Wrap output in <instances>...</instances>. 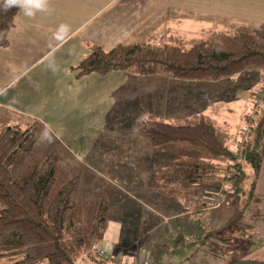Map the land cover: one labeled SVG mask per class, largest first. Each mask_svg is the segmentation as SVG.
<instances>
[{
	"label": "trees",
	"instance_id": "1",
	"mask_svg": "<svg viewBox=\"0 0 264 264\" xmlns=\"http://www.w3.org/2000/svg\"><path fill=\"white\" fill-rule=\"evenodd\" d=\"M18 12V8L0 10V48L8 46ZM73 69L77 77L119 71L205 83L244 71L264 75V32L240 26L190 44L182 39L143 40L118 43L108 51L92 45ZM179 121L170 123L146 113L135 120L134 130L153 149L176 154L148 174L149 191L161 199L181 200L186 208L195 200L198 205L192 208L197 213L204 207L199 198L204 186L228 181L226 196L235 203L244 193L247 178L240 160L255 173L263 164L259 146L264 114L248 121L251 130L240 145V157L229 147V132L211 116L191 113ZM42 126L33 122L26 128L0 127V259H10L9 264H75L79 258L95 264L113 262L99 253L109 225L106 194L100 191L91 203L84 202L80 198L81 177L66 168L59 150L51 149L35 163H26L36 130ZM223 166L226 175L220 173ZM175 238L185 243L183 234ZM212 244L216 249L223 246Z\"/></svg>",
	"mask_w": 264,
	"mask_h": 264
},
{
	"label": "crops",
	"instance_id": "2",
	"mask_svg": "<svg viewBox=\"0 0 264 264\" xmlns=\"http://www.w3.org/2000/svg\"><path fill=\"white\" fill-rule=\"evenodd\" d=\"M245 19L262 21L264 30V0H47L45 8L32 17L19 11L9 34L8 46L0 48V127L26 128L30 123L40 122L43 126L36 130L34 138V143L43 141L39 151L45 149L44 154L49 152L51 149L46 148L51 147L50 143L63 144L51 148L56 147L66 167L75 168L76 173L79 171L73 163L75 160L67 161L66 157H89L95 166L107 170L110 175L126 173L111 165L110 155L107 158L103 154L102 150L108 148L106 143L110 141L101 142L99 135H90V129L99 126L94 119L95 109L106 103L112 105L111 108L117 105L120 108L118 116L125 118L129 115L131 129L143 113L159 119L146 100L150 87L158 89V82L161 80L163 84L166 78L119 71L77 77L73 68L88 55L92 45L108 51L118 43L163 41L168 34L184 33L191 28L203 29L207 20L215 21L221 30L233 31L240 26L249 27L241 23ZM197 20L201 21L199 25H195ZM137 37L139 39L136 40ZM137 97H140V104H133ZM263 114L264 101L254 118ZM251 115L247 117L249 121L254 119H250ZM136 135L124 138L130 143V151L132 144L138 142V148L133 146V149H139L140 155L152 152L154 162L163 158L156 154L157 150L144 136ZM248 135L245 137L240 129L237 152L243 138ZM261 138L259 149L264 158V133ZM66 142L75 144L77 151L74 152ZM240 161L247 178L243 195L235 203L231 202L235 214L207 218V222H219L220 226L225 223L226 228L234 233L240 230L252 235L261 234L264 238V159L257 173ZM151 164L153 166L154 163ZM152 166L147 169V176L158 167ZM144 186L146 182H142L140 188L144 189ZM217 186L213 183L205 185L199 198L204 196V192L216 193L220 189ZM170 201L182 203L178 199ZM235 223L243 225L236 228ZM106 235L107 231L101 244L107 252L103 257L116 259L117 253H124L125 248L118 245L120 237L109 238ZM255 246L259 244L254 243ZM260 246L264 249V241ZM143 253L144 250L140 252L138 261Z\"/></svg>",
	"mask_w": 264,
	"mask_h": 264
},
{
	"label": "rangeland",
	"instance_id": "3",
	"mask_svg": "<svg viewBox=\"0 0 264 264\" xmlns=\"http://www.w3.org/2000/svg\"><path fill=\"white\" fill-rule=\"evenodd\" d=\"M244 9L247 8L244 7ZM199 23L201 21L197 20L195 25H199ZM241 23L255 27L254 29L257 31H264L262 30L263 22L260 20L252 22L245 19ZM205 25L206 27L203 29L191 28L184 33L168 34L167 39L163 41H150L161 43L174 39H186L190 44L196 38L205 37L215 32L232 31V29L221 30L215 21L207 20ZM148 38L146 37L145 40ZM137 39L139 38L137 37ZM126 43L130 42H124V44ZM160 82L161 80L158 82V89L150 87L146 100L148 107L154 109L157 118L176 124L180 123V117H186L193 112L212 116L219 125L229 132L231 136L229 147L234 153H237V141L242 125L250 127L251 123L247 117L252 114L250 119H253L264 101L263 95L260 103L256 104L258 101L256 90L263 88L264 75L253 71H244L237 76L224 78L214 83L173 79H164L163 84ZM151 88L153 89L151 90ZM133 104H140V97L133 100ZM111 107L112 105L108 103L99 106V108L96 107L94 119L99 126H93L90 129V135H99L101 142H104L103 140L110 141L106 143L108 148H104L102 152L107 155V158L109 155L112 157V163L110 162L112 166L115 165L117 169L126 173L110 175L107 170L95 166L89 157L81 159L73 157V155L66 157V160H75L73 163L77 165L81 177L80 198L84 202L91 203L100 191L106 194L110 209L106 236L109 238L120 237L121 241L118 242V245L125 248V252L120 257L121 264H135L145 258L148 259L149 264H264V249L260 246L264 238L261 234L252 235L242 233L240 230L234 233L230 228H226L225 223L220 226L219 222H213V224L207 222V218L217 219L216 217L221 215L235 214L228 197L219 206L213 205L221 194L226 196L229 193L227 191L230 188V182L224 181L221 185L218 184L217 187L220 189L216 192L217 194L204 192L205 197L200 199L204 202V207L197 213L193 212L192 208L198 205L197 201L190 202L186 208L182 203L175 204L169 199H155L156 197L154 198L150 194L146 186L144 189L140 188L141 183L146 182L147 174L145 173L149 166H152L151 162L154 163L152 167L160 166L174 158L176 154L155 151L163 158L161 160L158 158L157 162L156 160L154 162L152 152L140 155L139 149H133V146L138 148V142L132 144L130 151V143L124 138L137 136V133L134 128L131 129L132 122H129V115L125 118L118 116L120 108L117 105L113 106L114 108ZM253 120H256V117ZM244 136L246 137L247 134ZM50 144L51 147L63 145L60 143ZM66 144L74 152L77 151L75 144L70 142H66ZM42 146L43 141H36L33 144L26 163H35L48 153L44 154L45 149L39 151ZM51 147L46 149L50 150ZM66 153L72 155L70 151H66ZM245 166L247 167V164ZM66 168L70 171L76 170L68 166ZM220 173L228 174L224 166ZM235 225L237 228L243 224L235 223ZM179 233L185 236L184 244L175 238ZM211 234L214 237L208 238ZM212 242L221 243L223 246L216 245L218 247L216 249ZM254 243L259 246H255V248ZM159 245H163L167 249L161 251ZM142 250L145 253L138 261ZM113 260L114 262L107 264H115V259ZM10 262L11 260L8 258L0 259V264H9ZM75 264L95 263L88 258H79Z\"/></svg>",
	"mask_w": 264,
	"mask_h": 264
},
{
	"label": "clouds",
	"instance_id": "4",
	"mask_svg": "<svg viewBox=\"0 0 264 264\" xmlns=\"http://www.w3.org/2000/svg\"><path fill=\"white\" fill-rule=\"evenodd\" d=\"M47 0H0V10L9 11L18 8L25 16L32 17L37 11L43 10Z\"/></svg>",
	"mask_w": 264,
	"mask_h": 264
},
{
	"label": "built area",
	"instance_id": "5",
	"mask_svg": "<svg viewBox=\"0 0 264 264\" xmlns=\"http://www.w3.org/2000/svg\"><path fill=\"white\" fill-rule=\"evenodd\" d=\"M256 93L258 94V101L256 102V104H259L260 103V101L263 99V93H264V91H263V88L261 87V88H258L257 90H256ZM250 127L249 126H247V125H243L242 127H241V132L242 133H244V134H248L249 132H250ZM237 155H238V157H240L241 156V151H238L237 152ZM227 193H228V191H227ZM226 197L227 196H225V194L223 195V194H221L214 202V206H219L223 201H225V199H226ZM99 253L101 254V255H104V254H106L107 252H106V250L104 249V246H102V248L99 250ZM121 254L122 253H117V255H116V261H118V262H121V259H120V257H121ZM112 256H114V254L112 255ZM135 264H149V261H148V259H143V260H141L139 263H135Z\"/></svg>",
	"mask_w": 264,
	"mask_h": 264
}]
</instances>
